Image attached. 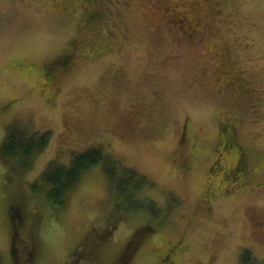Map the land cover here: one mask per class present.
Listing matches in <instances>:
<instances>
[{
	"label": "rangeland",
	"instance_id": "rangeland-1",
	"mask_svg": "<svg viewBox=\"0 0 264 264\" xmlns=\"http://www.w3.org/2000/svg\"><path fill=\"white\" fill-rule=\"evenodd\" d=\"M223 123L243 183L211 171ZM11 124L51 136L26 169L0 154L4 264L264 260V0H0V143ZM90 145L144 185L119 194L95 164L60 207L33 193Z\"/></svg>",
	"mask_w": 264,
	"mask_h": 264
},
{
	"label": "trees",
	"instance_id": "trees-1",
	"mask_svg": "<svg viewBox=\"0 0 264 264\" xmlns=\"http://www.w3.org/2000/svg\"><path fill=\"white\" fill-rule=\"evenodd\" d=\"M98 14L96 10L90 13L91 17H96ZM50 136L51 132L47 129L28 132L23 127L11 124L7 127L4 138L0 143V154L5 161H13L17 168L26 169L30 166L33 157L47 146ZM224 148L228 153L232 147L231 144H227ZM95 164H101L107 177L115 183L119 194L127 188V185L131 187L130 192L133 194L145 183V177L139 175L134 169L125 167L120 170L118 160L105 151L102 146L90 145L84 150L73 152L67 164L50 160L31 183V189L35 195L42 197L46 203L60 207L65 202L67 192L80 181L83 172ZM143 228L134 231L130 237L131 239L127 241L129 247L126 251L128 253L141 243L146 232ZM104 235H107V233ZM91 254L88 258L91 257ZM248 254V251H244L243 259L246 263H249L247 261V257H250ZM120 260L123 262L122 256ZM261 261L257 262L264 264V260ZM0 264H4L1 256Z\"/></svg>",
	"mask_w": 264,
	"mask_h": 264
},
{
	"label": "flooded vegetation",
	"instance_id": "flooded-vegetation-1",
	"mask_svg": "<svg viewBox=\"0 0 264 264\" xmlns=\"http://www.w3.org/2000/svg\"><path fill=\"white\" fill-rule=\"evenodd\" d=\"M185 29H190V27L186 26ZM50 77L51 75L48 74L46 80L47 84L50 82ZM220 130H221V137L219 144L216 147V153L210 165L211 171L221 169L220 173L221 175L224 176H226L228 173L230 175L235 174V177H237L238 180L241 183H243L245 181V177L247 173L246 153L243 151V149L236 141L234 125H232L231 123L228 124L223 123L220 125ZM183 133H185V131H183ZM227 144H231L232 147L228 153H226V149L224 148L225 145ZM223 152L225 155L220 156V154H222ZM218 158L219 160L221 158L220 162L218 161ZM7 216L8 214L6 215V217ZM10 236H11V244H12L14 240V236L13 234H10ZM22 245L24 248L25 244ZM12 247L13 246H11L10 249H12Z\"/></svg>",
	"mask_w": 264,
	"mask_h": 264
},
{
	"label": "snow or ice",
	"instance_id": "snow-or-ice-1",
	"mask_svg": "<svg viewBox=\"0 0 264 264\" xmlns=\"http://www.w3.org/2000/svg\"><path fill=\"white\" fill-rule=\"evenodd\" d=\"M133 205L130 204V207H132Z\"/></svg>",
	"mask_w": 264,
	"mask_h": 264
}]
</instances>
